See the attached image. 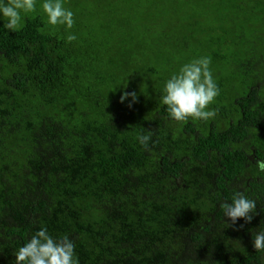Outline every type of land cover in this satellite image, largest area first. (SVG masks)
Returning <instances> with one entry per match:
<instances>
[{
  "label": "trees",
  "instance_id": "trees-1",
  "mask_svg": "<svg viewBox=\"0 0 264 264\" xmlns=\"http://www.w3.org/2000/svg\"><path fill=\"white\" fill-rule=\"evenodd\" d=\"M164 1L66 0L70 31L38 4L0 29V264L42 227L80 264H264V0H170L159 24ZM191 51L211 57L217 115L177 123L160 98ZM238 192L256 211L232 225Z\"/></svg>",
  "mask_w": 264,
  "mask_h": 264
},
{
  "label": "clouds",
  "instance_id": "clouds-1",
  "mask_svg": "<svg viewBox=\"0 0 264 264\" xmlns=\"http://www.w3.org/2000/svg\"><path fill=\"white\" fill-rule=\"evenodd\" d=\"M65 2L66 0H0V29L9 33L20 30L25 18L37 12L39 4V11L46 18L47 25L70 31L75 24V13L65 6ZM76 39L75 34L67 36L68 43ZM210 65L209 56L193 58L183 63L165 81L160 99L167 107L171 120L177 123H187L189 120L207 122L216 117V110L210 106L220 95V88ZM129 97L133 103L137 101L135 92H125L121 96V102ZM136 139L145 150L150 149L151 134H139ZM255 165L260 171H264V160H256ZM220 208L223 217L232 225L241 219L250 223L256 211V201L243 192H238L231 203L224 202L220 204ZM252 245L256 251H264V229L255 234ZM14 264H80V261L76 254V243L69 235L54 238L46 227H42L19 247Z\"/></svg>",
  "mask_w": 264,
  "mask_h": 264
},
{
  "label": "rangeland",
  "instance_id": "rangeland-1",
  "mask_svg": "<svg viewBox=\"0 0 264 264\" xmlns=\"http://www.w3.org/2000/svg\"><path fill=\"white\" fill-rule=\"evenodd\" d=\"M169 1L170 0H167V2L166 1H164V3H163V5H162V7H161V11H156V13H155V15L157 16V17H159L161 14H163V13H167L169 16H171V13H170V10H169V8L167 7V5L169 4ZM141 10V9H140ZM154 11V10H153ZM149 12H150V9H149V7H147V6H145L144 7V9L142 10V13H141V16H142V20H146L147 18H149ZM159 15V16H158ZM160 20H161V18L159 17V24H160ZM159 24H158V26H159ZM140 35H142L143 34V31H142V29L140 28L139 29V31H137ZM140 35H138V36H140ZM178 50L176 51V55H179L180 54V52L178 53V51H179V48H177ZM182 56H184L182 59H179L180 60V62L183 64V63H186V62H189L191 59H193V58H195L194 57V55H193V51H191L190 52V54H189V52L187 53V54H182ZM201 56H209V54L208 53H202L201 54ZM211 67V66H210ZM214 77H218V76H216V74H214Z\"/></svg>",
  "mask_w": 264,
  "mask_h": 264
}]
</instances>
